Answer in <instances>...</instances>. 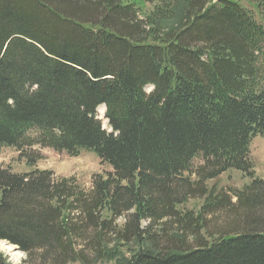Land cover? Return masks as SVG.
I'll return each instance as SVG.
<instances>
[{
    "label": "trees",
    "instance_id": "trees-1",
    "mask_svg": "<svg viewBox=\"0 0 264 264\" xmlns=\"http://www.w3.org/2000/svg\"><path fill=\"white\" fill-rule=\"evenodd\" d=\"M258 136L264 0H0V146L113 169L86 191L0 168V241L25 264H264ZM231 170L249 184L208 185Z\"/></svg>",
    "mask_w": 264,
    "mask_h": 264
},
{
    "label": "rangeland",
    "instance_id": "rangeland-1",
    "mask_svg": "<svg viewBox=\"0 0 264 264\" xmlns=\"http://www.w3.org/2000/svg\"><path fill=\"white\" fill-rule=\"evenodd\" d=\"M257 20H260L256 14ZM147 92L152 91V87H147ZM99 118L103 120L105 114V107L100 108ZM103 127L108 129V123L103 122ZM31 134H36L32 132ZM24 154V157L23 155ZM39 154L40 159L37 163L32 166L28 164V157H37ZM251 157L255 165L256 175L264 179V137H258L254 139L251 146ZM203 164V160L200 158L193 162L194 169ZM0 168H9L14 173H30L36 169L47 170L54 173L57 178L60 177H75L78 183L83 186L86 191L92 188V179L94 175H104L112 173L113 169L107 164L100 160L95 153L84 150L78 157H71L66 152H58L51 148H39L36 147L33 150H28L20 153L16 148L0 146ZM191 173L186 172L184 176H190ZM250 179L243 176L242 173L231 170L220 176L219 178L210 181L208 185L210 187L217 186L218 189H241L243 186L249 184ZM202 201H190L185 205L186 209L198 210ZM121 223V221H120ZM192 244V242H190ZM161 246H166V241L161 240ZM17 247V246H16ZM13 250L14 247L10 248L7 245H2L0 242V251L4 254L5 258L10 264H25L26 254L21 252L12 253L9 251ZM14 257V258H13ZM16 257V258H15ZM96 264H118V260L101 261Z\"/></svg>",
    "mask_w": 264,
    "mask_h": 264
},
{
    "label": "water",
    "instance_id": "water-1",
    "mask_svg": "<svg viewBox=\"0 0 264 264\" xmlns=\"http://www.w3.org/2000/svg\"><path fill=\"white\" fill-rule=\"evenodd\" d=\"M0 242H5V243H6V245L13 246V247H14V249H15V252H20L18 247H16V246H14V245L10 244L9 242H6V241H0Z\"/></svg>",
    "mask_w": 264,
    "mask_h": 264
},
{
    "label": "bare ground",
    "instance_id": "bare-ground-1",
    "mask_svg": "<svg viewBox=\"0 0 264 264\" xmlns=\"http://www.w3.org/2000/svg\"><path fill=\"white\" fill-rule=\"evenodd\" d=\"M102 108H104V106H103ZM1 244H2V245H3V244L6 245L5 242H1ZM7 246H9V245H7ZM9 247L12 248L13 246H9ZM13 250L15 251V249H13ZM13 250H10V249H9V251H10L11 253H12ZM13 258H14V257H13ZM15 258H16V257H15Z\"/></svg>",
    "mask_w": 264,
    "mask_h": 264
}]
</instances>
